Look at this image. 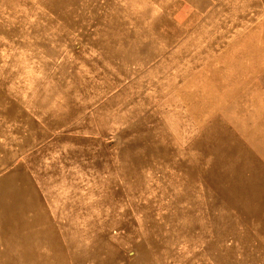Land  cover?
Instances as JSON below:
<instances>
[{"label": "rangeland", "instance_id": "rangeland-1", "mask_svg": "<svg viewBox=\"0 0 264 264\" xmlns=\"http://www.w3.org/2000/svg\"><path fill=\"white\" fill-rule=\"evenodd\" d=\"M0 264H264V0H0Z\"/></svg>", "mask_w": 264, "mask_h": 264}]
</instances>
